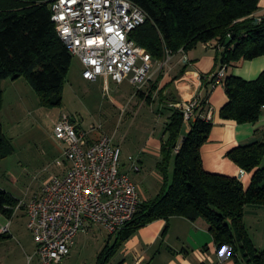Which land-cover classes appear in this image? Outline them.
Instances as JSON below:
<instances>
[{
	"label": "trees",
	"instance_id": "trees-1",
	"mask_svg": "<svg viewBox=\"0 0 264 264\" xmlns=\"http://www.w3.org/2000/svg\"><path fill=\"white\" fill-rule=\"evenodd\" d=\"M54 1L0 0V108L2 82L21 78L39 94L43 105L61 106L74 57L52 21ZM130 1L146 14V22L132 33L131 39L153 62L164 63L168 54L190 52L214 41L222 47L217 50L218 65L222 68L264 56V17L259 20L254 16L260 0ZM214 75L202 77L208 93L212 91ZM161 77L148 94L139 90L137 95L151 104L158 92L165 101V92L171 84L159 89ZM225 88L229 101L220 111L221 118L238 124L258 122L264 107V72L252 81L230 76L225 80ZM207 100L202 98L200 108L195 111L196 118L189 122L180 109L169 107L171 115L164 129L162 161L157 165L163 187L155 199L141 203L131 222L109 236L97 264H108L140 229L174 217L193 222L205 220L218 248L229 247L235 264H264V251L256 248L244 223L248 206H264V143L253 142L228 153V158L241 169L253 173L248 188L238 178L206 171L202 148L214 123L197 112L203 111ZM176 104L175 100L173 105ZM13 151L0 124V159ZM172 166L173 181L169 176ZM19 202L0 188V211L7 218H12ZM9 238L11 235L0 234V242Z\"/></svg>",
	"mask_w": 264,
	"mask_h": 264
},
{
	"label": "built area",
	"instance_id": "built-area-1",
	"mask_svg": "<svg viewBox=\"0 0 264 264\" xmlns=\"http://www.w3.org/2000/svg\"><path fill=\"white\" fill-rule=\"evenodd\" d=\"M52 12L59 37L84 66L85 80L103 78L107 91L110 81L122 84L129 80L140 90L149 82L151 56L131 39L146 22L140 7L130 0H55ZM225 76L224 67L213 76L211 90L223 85ZM201 104L202 98H196L174 106L189 122ZM203 118L210 121L211 115ZM96 130H83L73 117L63 114L53 132L63 146V157L57 160L60 173L44 183L39 195L29 202L20 201L12 218L0 211V219L8 220L0 234L7 235L12 234L18 212L26 211L42 264H62L72 254L80 233L97 227L110 235L118 233L134 219L142 203L130 173L122 170V147L109 135L92 143L90 137ZM130 161L132 170L139 172L136 160Z\"/></svg>",
	"mask_w": 264,
	"mask_h": 264
},
{
	"label": "rangeland",
	"instance_id": "rangeland-1",
	"mask_svg": "<svg viewBox=\"0 0 264 264\" xmlns=\"http://www.w3.org/2000/svg\"><path fill=\"white\" fill-rule=\"evenodd\" d=\"M168 60L169 57L164 63ZM161 64L154 65L151 78L141 89L142 92H150L163 68ZM83 71L81 60L74 57L62 104L56 108L43 105L39 94L25 78L2 82L0 124L14 151L0 159V188L20 201L29 202L41 193L50 177L60 173L57 160L63 157V146L55 139L53 132L63 114L73 117L83 130L96 128L97 138L114 136L115 143L123 149L122 163L127 168L129 157L136 160L140 149L146 146L150 137L146 129L156 130L157 135L164 132L165 125L158 115L163 106H168V102L163 101L159 93L154 94L151 109V105L137 95L140 89L129 80L123 84L111 82L107 91L103 79L88 82L83 78ZM156 174V162L150 160L140 176L132 174V177L134 181H142L147 176L155 189H162L164 181L158 186ZM173 174L172 166L169 172L171 181ZM7 222L5 217L0 219V228ZM27 223V213L21 210L13 219L11 238L0 242V264H42ZM109 236L98 227L87 234L80 233L72 254L62 264H97ZM120 249L108 264H121L118 255Z\"/></svg>",
	"mask_w": 264,
	"mask_h": 264
},
{
	"label": "crops",
	"instance_id": "crops-1",
	"mask_svg": "<svg viewBox=\"0 0 264 264\" xmlns=\"http://www.w3.org/2000/svg\"><path fill=\"white\" fill-rule=\"evenodd\" d=\"M254 16L259 20L264 17V0H260L259 11ZM216 45V41L201 44L190 52H180L171 56L164 64L153 62V67L157 63L163 67L159 74L162 76L159 89L171 84L164 95L168 106H161L162 112L158 118L163 122V125H166L171 115L168 109L174 106L175 100L178 103H185L196 98H207L206 107L203 111L200 109L197 112L198 115L210 114L211 121L214 123L209 140L202 148L204 168L213 174L238 178L244 187L248 188L252 183L253 173L241 169L228 158V153L237 147L253 142L264 143V109L256 123L238 124L235 121H226L221 118L220 111L229 101L225 83L208 93L202 81L203 76L211 73L216 74L222 69L217 61L218 51L212 47ZM183 70H185L184 73H182ZM263 72L264 56L244 61L238 66H226L225 78L237 76L252 81L256 80ZM103 81L106 84L104 79ZM111 82L113 81H110L109 89ZM148 105H151L152 109L153 102ZM186 129L189 130L187 125ZM146 131L150 137L136 158L140 171L132 170L130 158L133 157H129L128 168L126 164L122 163V170L130 173L131 177L132 174L140 176L146 162L152 160V162H156L157 174L154 176H156L155 181L159 186L163 181V176L157 165L162 161L161 149L166 135L164 132L162 135H157L156 130L151 131V128ZM90 139L93 143L100 138H97L93 133ZM242 172H245L244 175ZM143 178L142 181H134L132 177L140 189L141 201L155 199L159 195L161 187L155 189L151 185L152 181H149L150 178L147 176ZM244 223L256 248L264 251V206H248L245 210ZM118 255L121 258V264H235L230 256L229 247L218 248L205 220L199 219L193 222L182 217H174L169 221L157 220L140 229L124 243Z\"/></svg>",
	"mask_w": 264,
	"mask_h": 264
}]
</instances>
